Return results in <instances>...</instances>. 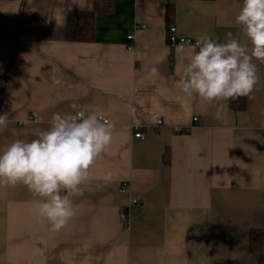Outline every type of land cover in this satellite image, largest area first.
<instances>
[{
	"label": "crops",
	"instance_id": "obj_1",
	"mask_svg": "<svg viewBox=\"0 0 264 264\" xmlns=\"http://www.w3.org/2000/svg\"><path fill=\"white\" fill-rule=\"evenodd\" d=\"M96 4L112 12L96 14L94 40L66 41L69 14ZM241 5L0 0V114L12 121L0 149L36 138L56 112L102 113L115 123L67 228L50 231L26 187L0 186V264H264V251L249 252L250 231L264 230V64L256 61L260 80L244 109L227 107L217 119L215 104L202 109L176 87L186 53L168 42L174 30L221 41L231 32L248 43L235 24Z\"/></svg>",
	"mask_w": 264,
	"mask_h": 264
},
{
	"label": "clouds",
	"instance_id": "obj_2",
	"mask_svg": "<svg viewBox=\"0 0 264 264\" xmlns=\"http://www.w3.org/2000/svg\"><path fill=\"white\" fill-rule=\"evenodd\" d=\"M235 24L248 43L229 32L223 41L198 34L194 44L178 46L186 56L176 87L197 98L202 109L215 104L217 119L223 118L227 101L251 98L260 80L256 61L264 64V0H242ZM149 71L159 73L157 67ZM11 123L7 112L0 114V133ZM114 128L102 113H53L36 138H16L0 149V186L26 187L35 198L37 218L52 232L67 228L77 215L74 201L84 196L83 186L111 145ZM112 178L106 172L105 183Z\"/></svg>",
	"mask_w": 264,
	"mask_h": 264
},
{
	"label": "trees",
	"instance_id": "obj_3",
	"mask_svg": "<svg viewBox=\"0 0 264 264\" xmlns=\"http://www.w3.org/2000/svg\"><path fill=\"white\" fill-rule=\"evenodd\" d=\"M99 12H112L111 7H103L96 4L95 10L92 12H73L70 13L67 20L65 40L73 43H90L94 40L95 34V16ZM172 16V11L167 14V19ZM170 22V20H169ZM246 97L236 100L227 101L228 109L240 111L246 105ZM168 159L170 154L166 156ZM169 164V160L166 162ZM264 230L252 229L249 236V252L252 255L262 254L264 251Z\"/></svg>",
	"mask_w": 264,
	"mask_h": 264
},
{
	"label": "built area",
	"instance_id": "obj_4",
	"mask_svg": "<svg viewBox=\"0 0 264 264\" xmlns=\"http://www.w3.org/2000/svg\"><path fill=\"white\" fill-rule=\"evenodd\" d=\"M139 29H146V26L143 25L141 27H136L131 32V34L128 36V38H129L130 41H134V39L136 37L135 36V33ZM168 37H169L168 38V42H169V44L171 46L180 45L182 42L187 43L189 41L191 43H193V44L195 43V40H193L192 38H178V37H176L174 30H171L169 32ZM130 47L132 49L134 47V45H131ZM29 121H37L36 120V116L30 117ZM194 121H198V120L197 119H194ZM156 126L158 128L163 127L164 126L163 120H158ZM133 129L135 131V134H134V137L135 138L142 139V140L145 139V136L142 133L139 132V127L138 126H133ZM129 190H130V185L128 183H123V185L121 187V192H123V194H124V192H127ZM132 203L135 204V205L139 204L138 199L137 200H133ZM128 212H129L128 210H126L125 212H122V214H121V220L123 221V223H125L127 229H130V216H129V213Z\"/></svg>",
	"mask_w": 264,
	"mask_h": 264
}]
</instances>
